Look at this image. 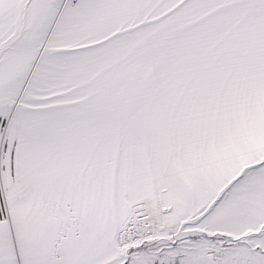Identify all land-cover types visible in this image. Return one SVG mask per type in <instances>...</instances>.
Masks as SVG:
<instances>
[{
  "label": "snow or ice",
  "instance_id": "6c2138e0",
  "mask_svg": "<svg viewBox=\"0 0 264 264\" xmlns=\"http://www.w3.org/2000/svg\"><path fill=\"white\" fill-rule=\"evenodd\" d=\"M0 264H264V0H0Z\"/></svg>",
  "mask_w": 264,
  "mask_h": 264
}]
</instances>
